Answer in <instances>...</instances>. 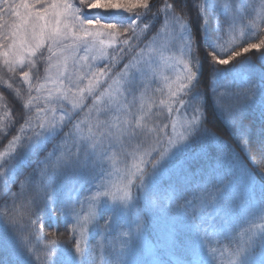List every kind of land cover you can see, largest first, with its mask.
Segmentation results:
<instances>
[{"label": "snow or ice", "instance_id": "1", "mask_svg": "<svg viewBox=\"0 0 264 264\" xmlns=\"http://www.w3.org/2000/svg\"><path fill=\"white\" fill-rule=\"evenodd\" d=\"M250 9L0 0V227L16 264H98L105 244H86L89 233L114 229L104 264H264V67L238 59L264 49V38L247 42L259 28L245 23ZM258 15L264 23V0ZM157 93L166 99L154 111ZM61 221L65 233H44ZM153 221L156 242L141 253Z\"/></svg>", "mask_w": 264, "mask_h": 264}, {"label": "trees", "instance_id": "2", "mask_svg": "<svg viewBox=\"0 0 264 264\" xmlns=\"http://www.w3.org/2000/svg\"><path fill=\"white\" fill-rule=\"evenodd\" d=\"M158 2H162V0H158ZM169 2H171V0H169ZM260 2L261 0H251V3L256 5V11H252L250 9L251 14L247 17L245 23H247L248 21H254L256 24L259 25V28L256 30L257 31L256 36L247 40V42L258 43L259 39L264 38V23L261 22V19L258 15ZM242 26L243 25H241V27ZM245 31H247V29H245ZM232 46H233L232 41L226 37L222 48L219 50V55L221 56V58H226L225 53L229 49H231ZM261 52H264V49H261L259 51L253 50V51H250L249 53L242 54V57L238 59L250 60L252 62L251 67H254L255 72L259 74L261 71V68L264 67V65H262L261 60H260ZM105 63L106 61L101 62L97 67H104ZM42 69H43V66H41V72H42ZM239 70H240V67L238 66L237 71ZM2 73H3V67H2V62L0 61V74ZM243 74L246 75L247 73H243ZM16 86L24 87V84L19 78H17V83L14 85V87ZM81 86L83 87L84 85H81ZM9 99H11L10 96H9ZM162 99H165V98L163 97V95H160L159 93H157L155 96L152 97L151 102H154L155 105L157 106L156 108H154V111H158L160 109L161 106L159 105V101ZM86 103L90 105L91 99L86 100ZM10 110L13 111L14 118H15V114L20 111V104H13ZM77 110L78 109H75L73 111H77ZM163 112L166 113V109H163ZM249 116L252 122L258 127L260 120H261V112H260L259 107L254 106L253 108H251L249 110ZM79 121L81 123V127L84 128L86 132L85 126L89 123V115H88L87 108H85L83 111L80 112ZM4 143H6V141ZM2 147L3 146L0 145V149ZM254 151L255 149L253 146V152ZM115 167L118 168L120 166L115 165ZM113 179L115 180V177ZM261 182H262V178L257 176V183L259 184ZM101 223H103V221H101ZM57 228H58L59 233H65V225L62 221L58 225L49 226L48 224H46L45 227L43 228V231L45 234H48V233L53 232ZM157 229H158V222L153 221L152 223L148 224L146 228L145 240L141 242L140 244L141 253H146L149 250V247L155 244ZM117 231H118L117 229H114L109 235L105 237H102L100 233H96V232L89 233V237L86 240V244L95 246L97 244V241H103L105 244L104 248L96 247L95 249V256L97 258L98 264H104V260L106 258H110V253L112 249L111 247H109V242H111L112 244L116 243L113 237L116 236ZM42 244H43V241H39V240L36 241V247L38 249L41 248ZM225 246H227V241H225ZM15 251H16V243L14 240L13 233L11 232V230L5 231L2 227H0V264H16ZM226 260L227 258L225 257V264H226Z\"/></svg>", "mask_w": 264, "mask_h": 264}, {"label": "rangeland", "instance_id": "3", "mask_svg": "<svg viewBox=\"0 0 264 264\" xmlns=\"http://www.w3.org/2000/svg\"><path fill=\"white\" fill-rule=\"evenodd\" d=\"M73 3H77V0H72ZM96 10H92V12H95ZM92 13L90 12L89 13V17H91ZM5 19H8V20H11L10 17H5ZM2 62V61H1ZM101 62H98L97 63V66L100 64ZM45 73L42 69V72H41V81L40 82H43V77H44ZM162 75H169V76H173L175 75L174 72H170L167 68H163L162 69ZM22 81V80H21ZM23 83V82H22ZM25 89L27 88V85H24ZM157 87H163V81L161 80V83L159 85H157ZM33 95H35V93H33ZM165 99H166V96H163ZM65 107L68 109V110H75V109H71V105H70V102L68 104L65 105ZM25 111H27V109H25ZM0 112H2V109H0ZM6 144V143H5ZM3 150V147L0 149V151Z\"/></svg>", "mask_w": 264, "mask_h": 264}]
</instances>
